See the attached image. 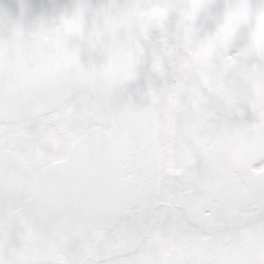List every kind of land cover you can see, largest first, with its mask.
Masks as SVG:
<instances>
[{
	"label": "snow or ice",
	"instance_id": "1",
	"mask_svg": "<svg viewBox=\"0 0 264 264\" xmlns=\"http://www.w3.org/2000/svg\"><path fill=\"white\" fill-rule=\"evenodd\" d=\"M0 264H264V0L0 6Z\"/></svg>",
	"mask_w": 264,
	"mask_h": 264
},
{
	"label": "flooded vegetation",
	"instance_id": "2",
	"mask_svg": "<svg viewBox=\"0 0 264 264\" xmlns=\"http://www.w3.org/2000/svg\"><path fill=\"white\" fill-rule=\"evenodd\" d=\"M15 5V0H3V4H0V6H3L5 8L13 7Z\"/></svg>",
	"mask_w": 264,
	"mask_h": 264
},
{
	"label": "rangeland",
	"instance_id": "3",
	"mask_svg": "<svg viewBox=\"0 0 264 264\" xmlns=\"http://www.w3.org/2000/svg\"><path fill=\"white\" fill-rule=\"evenodd\" d=\"M0 4H3V0H0Z\"/></svg>",
	"mask_w": 264,
	"mask_h": 264
}]
</instances>
